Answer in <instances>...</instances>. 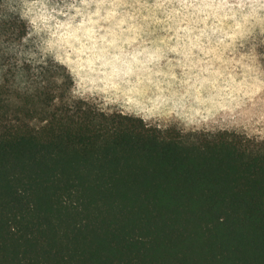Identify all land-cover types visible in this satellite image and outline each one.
Segmentation results:
<instances>
[{
	"label": "trees",
	"instance_id": "trees-1",
	"mask_svg": "<svg viewBox=\"0 0 264 264\" xmlns=\"http://www.w3.org/2000/svg\"><path fill=\"white\" fill-rule=\"evenodd\" d=\"M59 68L0 90V264H264V138L104 110Z\"/></svg>",
	"mask_w": 264,
	"mask_h": 264
},
{
	"label": "rangeland",
	"instance_id": "rangeland-1",
	"mask_svg": "<svg viewBox=\"0 0 264 264\" xmlns=\"http://www.w3.org/2000/svg\"><path fill=\"white\" fill-rule=\"evenodd\" d=\"M25 63L161 128L264 138V0H0L3 99Z\"/></svg>",
	"mask_w": 264,
	"mask_h": 264
}]
</instances>
